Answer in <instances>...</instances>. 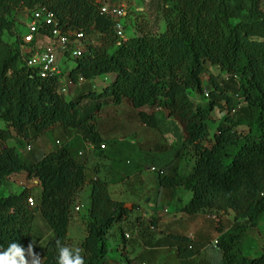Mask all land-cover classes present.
Wrapping results in <instances>:
<instances>
[{
	"label": "trees",
	"instance_id": "trees-1",
	"mask_svg": "<svg viewBox=\"0 0 264 264\" xmlns=\"http://www.w3.org/2000/svg\"><path fill=\"white\" fill-rule=\"evenodd\" d=\"M107 0H0V247L18 241L34 251L42 264H57L56 240L68 244V229L76 197L87 182L91 185L87 236L80 244L86 264H107L109 236L125 223L141 238L143 224L151 231L158 225L155 215L143 221L133 216L139 206L112 199L109 183L89 177L88 155L63 145L36 163L21 158L7 143L14 137L30 146L40 136L61 126L75 132L83 142L102 152L104 143L96 118L79 119L81 91L102 104L128 103L139 110L146 127L172 134L176 149L165 171L159 175V195L166 197L184 189L192 199L181 208L190 216L219 215L232 211L235 223L216 247L222 264H264V253L245 257L241 244L248 230L256 229L264 216V9L261 0H159L165 29L120 40L112 17L101 13ZM46 7L55 19L50 28L81 31L89 39L86 53L75 60L69 78L78 87L75 99L59 92L58 77L41 78L23 62L17 16ZM100 34L98 44L93 43ZM15 38L13 42L6 35ZM216 67L226 78L211 75L204 86L208 67ZM112 75L103 90L94 89L97 78ZM202 97L193 101L191 93ZM87 102V100H86ZM147 109L150 110L147 111ZM226 115L211 133L213 113ZM6 124V129L1 128ZM162 124L164 127L162 128ZM189 150L194 164L187 174L181 165ZM25 172L37 180L42 193L34 197L28 189L4 195L8 179ZM36 208L53 232L43 250L33 239ZM157 232V231H155ZM125 232L121 229L124 242ZM171 249L181 258H191L192 241L172 236ZM131 240V239H130ZM169 248V247H168ZM185 256V257H184Z\"/></svg>",
	"mask_w": 264,
	"mask_h": 264
},
{
	"label": "crops",
	"instance_id": "crops-1",
	"mask_svg": "<svg viewBox=\"0 0 264 264\" xmlns=\"http://www.w3.org/2000/svg\"><path fill=\"white\" fill-rule=\"evenodd\" d=\"M105 77L110 79V83L112 82V75H107ZM1 128L6 129V124L1 123ZM100 134L104 137L101 132ZM80 139L81 138L75 132H67L61 126L57 125L51 131L40 136L30 146L17 137L10 140L7 145L9 147H15L20 157L27 162L36 163L43 155L49 154L60 147L59 142H62L63 145L71 146L75 151L82 152V144L84 142ZM35 144H37V147H35ZM131 150L136 153L135 149ZM102 152L97 153L102 154ZM95 159L97 160V157L95 152H93L87 164L89 177H99L107 181L109 183V192L113 200L126 204L138 205L139 210L133 214V216L139 215L142 217L143 221L150 218L149 216L151 213L148 209H156L159 206L168 204H174L181 209L192 199V193L184 189H178L174 193H167L166 197H164L159 195V192L158 194H152V191H155L154 187L146 189V186L143 185L145 189L143 187L141 189L138 184L130 181L126 182L122 177L115 178L108 173L103 174L102 172L96 174V172H93L96 170V166H92L91 163V161ZM24 189H28L32 196L36 191H40V195L42 193L40 182L37 180H29L25 172L10 177L1 189V193L4 195H9L11 193L19 194ZM181 190L191 195L190 200L182 202L179 195ZM149 192L151 195H147ZM149 196L151 199L149 203H147L146 199ZM143 203H145V205ZM90 205L91 185L87 182L83 190L76 197L73 207V214L68 229V244L70 247H80V244L87 236V218ZM83 209L86 210L84 211ZM230 212L232 211L221 213L220 215H222L223 218L220 219V221L219 219L215 220L213 218L215 216L211 215L199 214L190 216L185 212H181L173 219H164L161 221L158 219V225L156 226L158 233H149L136 240L132 237L128 242H124L121 235V229L125 226V223L119 224L110 232L109 243L111 245L113 242L114 247H110V252L106 258L107 264H141L144 263L141 262V258L143 257L152 261L162 260L164 264H222V251L213 244L216 239L231 231L235 223V214L232 212L233 217L228 216ZM37 218L38 216L35 215L33 222V239H35V233L37 231ZM45 233L46 236H41L40 243H46L47 239L53 237V232L50 227H45ZM136 236L137 234L135 237ZM172 236L187 237L192 241L194 248L195 246H199L200 250L191 258H181L174 254L178 258L175 259L174 257L161 253V250L168 249L169 247L163 246L166 245L163 243H167L169 239L172 240ZM212 248H214L215 251L211 254L210 249ZM241 248L243 255L248 258H257L264 253V216L261 218L256 229H251L246 232Z\"/></svg>",
	"mask_w": 264,
	"mask_h": 264
},
{
	"label": "rangeland",
	"instance_id": "rangeland-1",
	"mask_svg": "<svg viewBox=\"0 0 264 264\" xmlns=\"http://www.w3.org/2000/svg\"><path fill=\"white\" fill-rule=\"evenodd\" d=\"M159 0H107L109 4L126 7L127 18L125 20V38L135 37L141 32H151L157 34L165 29V23L162 17V10L159 8ZM261 7L264 9V0H261ZM27 19L25 14H19L17 16L15 32L17 35H21L25 31L24 23ZM100 34L96 33L92 38L93 43L98 44L100 41ZM8 42H13L15 38H12L8 34L5 36ZM61 66L64 69H73L75 66L74 61H67V59L61 62ZM213 75L219 78H226L225 73H221L218 68L209 66L208 72L204 77V86L208 83V78ZM110 84V79L108 77H101L94 82V89L97 91L103 90L105 85ZM84 82H81L78 87L76 85L72 86L69 96L67 99H75L77 90H79ZM90 92V88L86 87L81 91L82 98L81 107L79 109V119L82 118V122H86L88 119L96 118L97 126L100 132L103 134L105 148L102 149L101 153H95L97 160H92V166H96V170L93 172L96 174L102 172L103 174L108 173L115 178H124L126 182L130 181L132 183L138 184L139 187L147 188L154 187L155 191L152 194H158L159 186V175L160 172H166L165 166L168 164L175 152V138L172 134L162 135L157 129L146 127L142 124L140 120L139 110L132 108L128 103L123 105H112V104H102L99 100L90 99L85 97L86 93ZM193 101L199 103L202 101V97L195 92L191 93ZM87 100V102H86ZM147 111L150 112L149 109ZM226 114L216 110L213 113L215 122L211 125V133L214 134L216 127L220 121L224 118ZM162 128L164 125L162 124ZM82 141V139H80ZM60 146H63L62 142H59ZM37 147V144H35ZM82 150L88 154L89 159L93 152H87V149L82 144ZM135 149V152L133 150ZM88 159V160H89ZM194 164L193 151L189 150L184 162L181 165V173L187 174L190 172ZM143 183V184H142ZM145 189V188H144ZM147 195H151L149 192ZM182 202L188 201L191 198L189 193L181 190L179 193ZM36 204H38V199L40 198V191L33 193ZM151 197L146 199L149 203ZM145 205V203H143ZM154 205V204H153ZM176 205H162L156 209H148L150 213L155 215L156 219H173L176 215H179L182 211ZM84 211L86 209H83ZM146 210V209H144ZM168 211V212H166ZM38 216L36 222L37 231L35 233L34 242L38 250H43L49 240L46 243H40L41 236L45 237V227H49L46 220L41 213H36ZM215 220L220 221L223 218L222 215H214ZM228 216L233 217L232 212L228 213ZM222 222V220H221ZM122 230L128 232L131 236L135 237L136 233L132 228L123 226ZM149 233L156 234L157 232L150 231L146 224H143L141 229V237L148 235ZM220 238L216 239L219 241ZM172 240H168L167 243H163L169 246L168 249L161 250V253L174 257L178 259L174 254V250L171 249L173 246ZM110 247H114L112 242ZM200 250L199 246H195L194 252ZM215 251L214 248L210 249V253ZM141 262L146 264H164L162 260L152 261L148 258H141ZM191 264V263H186Z\"/></svg>",
	"mask_w": 264,
	"mask_h": 264
},
{
	"label": "built area",
	"instance_id": "built-area-1",
	"mask_svg": "<svg viewBox=\"0 0 264 264\" xmlns=\"http://www.w3.org/2000/svg\"><path fill=\"white\" fill-rule=\"evenodd\" d=\"M101 13L112 17L117 37L125 40V20L127 11L124 5L117 6L105 2L101 6ZM55 19L54 14L46 7L38 8L29 13L24 23L25 31L19 35V49L25 65L35 70L43 78L58 77L60 79L59 92L69 96L73 82L69 78L71 69H64L61 62L75 61L82 57L87 51L89 39L81 31H63L53 28L43 33V30L50 28ZM87 152H93L94 146L84 142ZM102 149L105 145H102ZM88 155L85 151L80 155ZM28 203L35 207V201L30 198ZM168 212V211H166ZM154 216L151 214L149 217ZM151 231H157L155 226H151ZM133 236L125 234V239L130 240ZM218 241L213 245H217ZM146 264V263H141Z\"/></svg>",
	"mask_w": 264,
	"mask_h": 264
},
{
	"label": "clouds",
	"instance_id": "clouds-1",
	"mask_svg": "<svg viewBox=\"0 0 264 264\" xmlns=\"http://www.w3.org/2000/svg\"><path fill=\"white\" fill-rule=\"evenodd\" d=\"M57 264H86L83 249L70 247L56 240ZM0 264H42V258L34 251V243L25 248L18 241H12L7 248L0 247Z\"/></svg>",
	"mask_w": 264,
	"mask_h": 264
},
{
	"label": "water",
	"instance_id": "water-1",
	"mask_svg": "<svg viewBox=\"0 0 264 264\" xmlns=\"http://www.w3.org/2000/svg\"><path fill=\"white\" fill-rule=\"evenodd\" d=\"M35 210H36V212H39V208H36Z\"/></svg>",
	"mask_w": 264,
	"mask_h": 264
}]
</instances>
